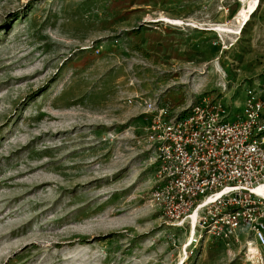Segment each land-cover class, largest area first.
Returning <instances> with one entry per match:
<instances>
[{
  "label": "rangeland",
  "instance_id": "1",
  "mask_svg": "<svg viewBox=\"0 0 264 264\" xmlns=\"http://www.w3.org/2000/svg\"><path fill=\"white\" fill-rule=\"evenodd\" d=\"M240 11L233 0H0V264H264L240 247L186 245L187 229L150 201L154 153L141 139L146 100L208 93L242 111L264 71V0L241 34L210 29Z\"/></svg>",
  "mask_w": 264,
  "mask_h": 264
},
{
  "label": "built area",
  "instance_id": "2",
  "mask_svg": "<svg viewBox=\"0 0 264 264\" xmlns=\"http://www.w3.org/2000/svg\"><path fill=\"white\" fill-rule=\"evenodd\" d=\"M250 80L237 112L208 93L176 107L146 100L141 139L154 153L150 201L172 225L187 229L186 244L240 247L255 263L264 261V71Z\"/></svg>",
  "mask_w": 264,
  "mask_h": 264
},
{
  "label": "bare ground",
  "instance_id": "3",
  "mask_svg": "<svg viewBox=\"0 0 264 264\" xmlns=\"http://www.w3.org/2000/svg\"><path fill=\"white\" fill-rule=\"evenodd\" d=\"M256 5H257L256 0H250L249 4H243L241 6V11L236 16V18L233 20V22L227 23V24H222V23L221 24H211L210 29L216 32L223 33V34L225 33L236 34V35L241 34L245 26L252 19V16L256 10ZM163 20H166L167 22L173 25H182L185 23L183 20H180V19L164 18ZM185 24L194 25L193 23H185ZM184 261H185V258L182 257V259L177 264H184Z\"/></svg>",
  "mask_w": 264,
  "mask_h": 264
}]
</instances>
